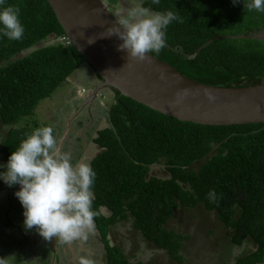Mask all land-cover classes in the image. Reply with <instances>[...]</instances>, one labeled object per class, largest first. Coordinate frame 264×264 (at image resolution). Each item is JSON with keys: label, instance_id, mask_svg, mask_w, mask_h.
<instances>
[{"label": "trees", "instance_id": "1", "mask_svg": "<svg viewBox=\"0 0 264 264\" xmlns=\"http://www.w3.org/2000/svg\"><path fill=\"white\" fill-rule=\"evenodd\" d=\"M9 5L20 9L25 31L19 41L0 37L5 164L26 135L42 127L21 123L86 61L72 43L57 41L66 34L48 0H6ZM142 6L181 18L168 26L166 47L153 54L183 74L218 86L262 82L264 38L256 34L264 31V12L248 11L243 2L232 0H160L158 5L143 0ZM28 49L33 50L22 54ZM109 121L96 139L101 151L90 161L96 172L95 228L105 239L111 225L131 220L142 238L183 261L189 236L169 222L178 209L198 208L216 212L234 229L237 243L252 241L257 248L250 256L253 263L264 260V123L181 121L117 90ZM156 165L165 173L152 175ZM211 190L215 200L209 199ZM111 252L113 264H129L120 247Z\"/></svg>", "mask_w": 264, "mask_h": 264}, {"label": "clouds", "instance_id": "2", "mask_svg": "<svg viewBox=\"0 0 264 264\" xmlns=\"http://www.w3.org/2000/svg\"><path fill=\"white\" fill-rule=\"evenodd\" d=\"M232 2H243L248 11L264 12V0H250L247 4L244 0ZM5 3L6 0H0V37L19 41L25 31L20 9ZM152 3L158 5L160 0ZM173 21L182 22L173 11L152 12L137 4L127 18L107 31L108 36L115 35L122 41L118 50L144 60L166 47V30ZM92 42L90 39L89 43ZM0 169V181L9 187L20 186L15 196L24 209L26 230L35 228L45 240L55 237L64 243L87 241L89 234L95 232L94 217L99 215L93 211L96 172L90 162L73 161L71 152L61 150L53 127H38L27 134L7 163L0 164ZM208 196L215 200V190ZM0 264H8L7 257H0ZM78 264H91V261L82 256Z\"/></svg>", "mask_w": 264, "mask_h": 264}, {"label": "water", "instance_id": "3", "mask_svg": "<svg viewBox=\"0 0 264 264\" xmlns=\"http://www.w3.org/2000/svg\"><path fill=\"white\" fill-rule=\"evenodd\" d=\"M65 34L103 79L89 94L98 98L110 86L155 111L181 121L210 126L264 123V78L249 86H218L183 74L149 54L139 60L118 50L108 36L119 21L104 0H48ZM92 43H89V40ZM70 131V123L59 146Z\"/></svg>", "mask_w": 264, "mask_h": 264}, {"label": "flooded vegetation", "instance_id": "4", "mask_svg": "<svg viewBox=\"0 0 264 264\" xmlns=\"http://www.w3.org/2000/svg\"><path fill=\"white\" fill-rule=\"evenodd\" d=\"M88 65L93 70L91 77L85 75L82 77L78 76L81 82L89 81L87 85L78 88L79 99H81L80 102L75 104L78 111L64 116L65 126L63 129L57 126L55 127V125L52 126L58 130L57 134V130L55 129V135L57 134L56 138L60 143L70 123V131L65 137L61 150L65 151L68 142H75L77 146L79 145L81 152L78 153V155H72L73 161L83 159L90 162L91 159L101 151V146L96 141L99 133L111 126L109 121L111 106L107 112V116L102 118L98 117V114H100L98 107L99 105L105 106L107 99H110L109 95L114 99L116 89L107 86L101 91L98 98L92 102L88 101L90 92L103 82V79L95 69L89 63ZM74 77L73 75L70 76L68 81H71ZM73 82L75 83V81ZM84 113L87 119L81 117ZM0 127V135L3 134L7 138L8 129L4 128L1 121ZM3 141L0 142V144L3 143ZM88 142L91 143V147L86 146ZM0 155H3V158L0 159V164H5V155L3 153H0ZM78 156L80 159H77ZM159 166L160 165H156L152 175L165 173L159 169ZM5 190H7L5 199L8 204L11 201L9 196L12 192L10 188H6ZM205 211L206 212H203L198 208H194L190 211L178 209L169 222L171 228L176 229L177 233L183 236H189L183 243L181 252L183 261L176 260L167 250L160 248L150 241L148 242L144 237L142 238L141 235L136 232L130 220L128 223L122 222L129 229L127 236H119L120 238H118L116 237L117 234L112 230L111 235L109 234L104 241L105 248L101 255V264H113L111 250L112 247L116 246L120 247L121 251L127 256L129 264H264V260L255 263L251 261V254L257 250L255 244H252V241L245 239L242 243H237L234 239V229L223 223L216 212L210 210ZM6 223L4 226L7 229V232H5L7 239L2 241V237H0V245L3 244L8 247L16 248L13 245H8V242H10V231L13 230H16L17 234L24 235L28 239H30L29 234H33L37 238V245L41 248L55 247L56 244H60L57 239L52 238L51 240H45L37 231L35 233L26 230L23 224L22 227H18L14 222L7 223L8 225ZM114 225L115 224L111 225L109 229L111 230L112 227L114 229ZM210 228H212V230H210ZM95 229L99 230L97 227ZM1 236L3 235L1 234ZM89 237H93V233L89 234ZM77 240L80 243V240ZM8 252L11 253V251ZM96 253L98 254V252ZM105 258H107V262H104ZM70 259L75 263L73 258ZM78 261L77 259L76 262Z\"/></svg>", "mask_w": 264, "mask_h": 264}, {"label": "rangeland", "instance_id": "5", "mask_svg": "<svg viewBox=\"0 0 264 264\" xmlns=\"http://www.w3.org/2000/svg\"><path fill=\"white\" fill-rule=\"evenodd\" d=\"M104 1L107 3L110 11L113 13V15L118 20H122L124 18H127V14L132 7L136 6L137 4L142 5V0H104ZM256 36L264 38V31L256 34ZM52 42L53 41L51 40L50 43H52ZM50 43H49V41L48 42L45 41L44 44L47 45ZM32 50L33 49H28V50L24 51L22 54H24V55L29 54ZM92 73H93V70L88 65V63L85 61L72 74L76 78L74 77L71 81H67L62 86L57 88L55 90V92L50 97H47V98L41 100V102L39 103V105L37 106V108L35 110V114L32 117L28 118V120H29L28 122H24L21 124L29 123L31 125H35V122H37L39 125H42V127L55 125V127L57 126L58 128L63 129L65 126L64 119H63L64 116L69 114V113L73 114L74 111L75 112L78 111V108L76 109V106H75V104L77 102L81 101V99H79L80 97L78 94V88L80 86L87 85V83L89 82V81L81 82V80H79L78 78L82 77L84 75L91 77ZM73 81H75L76 84ZM109 97H110V99H107V102L104 101V102H106L105 106L99 105V107H98V111H100V114H98L99 118L107 116V112H108L110 106L114 102V99L110 95H109ZM88 115L90 116L89 113H88ZM81 117L84 119H87V116L85 113L82 114ZM54 129L57 130V128H54ZM57 134H58V130H57ZM5 138H6V136L1 134L0 135V142H2ZM86 146L91 147V143L88 142ZM80 150H81L80 146L79 145L77 146L75 144V142H68L66 144L65 151L71 152V154L73 156L78 155V153L81 152ZM2 158H3V155H0V159H2ZM78 158H79V156L77 157V159ZM19 187H20L19 185L9 187L3 181H0V230H1L0 231V237H2L1 238L2 241H5L7 239V237L5 236V232H7V229L4 226V224L6 222L8 224L10 222H14V223H16V225L18 227H22V224L24 221V216H23L24 209H23L19 199L15 196V192L19 189ZM6 188H10V190L12 192V194L9 196L11 201L8 204L6 203V199H5L6 198V192H7V190H5ZM117 227L118 228H124V227L126 228V226L123 225L122 223H118ZM114 229H113V227L111 228V230L109 229L108 235L109 234L111 235V232ZM29 231H33L36 233L35 228L32 230H29ZM1 234L3 236H1ZM125 235L127 236L126 231H125ZM30 237H31V234H30ZM116 237H117V235H116ZM9 238H10V242H8V245L9 246L10 245L15 246L17 248V250L21 249L20 252L22 254V258L27 259L23 263L28 264L30 259H32L34 257V255H33V253L28 252V256L24 257L23 249L25 250V247H29V246L36 249L34 242L32 243L31 239H28L24 235L17 234L16 230L14 231V233H13V231H10V237ZM53 238L56 239L55 237H53ZM105 240H106L105 236H103L101 232L98 233V231L95 229V232L93 233V237H89L87 241H81L80 240V243L78 240L72 241L71 242L72 246L70 245L71 251H72V247H73L75 252H76V258L78 260L80 257L83 256V257L88 258L91 261V264H95V263L97 264L101 261V258L96 252H98L99 250H103L105 248V244H104ZM57 241L60 244H63V245L66 244V243H64L58 239H57ZM68 244H70V243H68ZM252 244H254V243L252 242ZM8 251L13 252V251H15V248L14 247H8V246H5L3 244L0 245V252H8ZM20 252L18 251L17 252L18 256L15 257V259L18 261H19V259L17 257H19ZM105 256L107 257L106 253H105ZM125 257H127V256L125 255ZM7 259H9V258L7 257ZM12 260H14V259H12ZM60 260H61V258H60ZM21 261H22V259H21ZM104 262H107V258L104 259Z\"/></svg>", "mask_w": 264, "mask_h": 264}, {"label": "crops", "instance_id": "6", "mask_svg": "<svg viewBox=\"0 0 264 264\" xmlns=\"http://www.w3.org/2000/svg\"><path fill=\"white\" fill-rule=\"evenodd\" d=\"M118 223H122L120 221H117L114 225L115 229H114V233L117 234V237L120 238L119 236L124 237L125 236V231L126 233H128L129 229L126 226V228H118L117 225ZM15 230H13L14 233ZM30 235V234H29ZM32 243L34 242V245L36 246L35 248L32 247H25V250L23 249V254L24 257L28 256V252L33 253L34 257L32 259H30L28 264H78V262H76V252L74 250V248L72 247V251H71V247L72 244H68L66 243L65 245L63 244H56L55 247H48V248H41L37 245L36 243V238L33 236V234H31L30 237ZM30 241V242H31ZM21 249L15 248V251L13 252H0V257H8L9 259H7L8 264H13V262L15 261V264H24L23 262L26 261L27 259H23L22 258V254L20 252ZM20 252L19 257H17L19 259L16 260L15 257L18 256L17 252ZM103 250H99L98 251V255L101 258L102 252ZM30 253V254H31ZM9 255H15V257L9 256ZM61 258V260H60ZM73 258L75 260V263H73V261L70 259ZM14 259V260H12ZM22 259V261H21ZM13 261V262H12ZM96 264V263H95ZM97 264H101V261Z\"/></svg>", "mask_w": 264, "mask_h": 264}, {"label": "built area", "instance_id": "7", "mask_svg": "<svg viewBox=\"0 0 264 264\" xmlns=\"http://www.w3.org/2000/svg\"><path fill=\"white\" fill-rule=\"evenodd\" d=\"M57 41L62 42V43L67 44V45L72 43L67 35H63V36L57 38Z\"/></svg>", "mask_w": 264, "mask_h": 264}]
</instances>
